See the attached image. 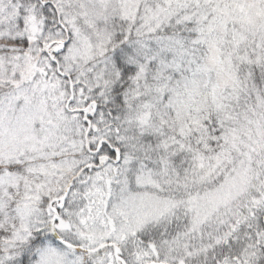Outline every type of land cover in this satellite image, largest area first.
I'll return each mask as SVG.
<instances>
[{"label":"snow or ice","instance_id":"6c2138e0","mask_svg":"<svg viewBox=\"0 0 264 264\" xmlns=\"http://www.w3.org/2000/svg\"><path fill=\"white\" fill-rule=\"evenodd\" d=\"M0 264H264V0H0Z\"/></svg>","mask_w":264,"mask_h":264}]
</instances>
